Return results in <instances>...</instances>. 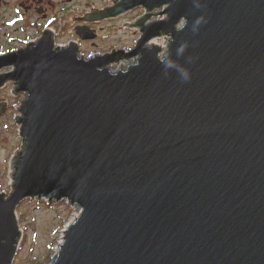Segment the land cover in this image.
Segmentation results:
<instances>
[{"label":"water","instance_id":"obj_1","mask_svg":"<svg viewBox=\"0 0 264 264\" xmlns=\"http://www.w3.org/2000/svg\"><path fill=\"white\" fill-rule=\"evenodd\" d=\"M200 4L97 8L145 11L131 22L142 33L132 51L84 58L47 34L0 57V71L14 67L0 89L14 82L27 96L25 152L12 194L0 191V264L15 261L26 200L82 209L51 264H264V0ZM167 36L188 81L165 74L160 47L148 46ZM136 55L126 70L110 69Z\"/></svg>","mask_w":264,"mask_h":264},{"label":"rangeland","instance_id":"obj_2","mask_svg":"<svg viewBox=\"0 0 264 264\" xmlns=\"http://www.w3.org/2000/svg\"><path fill=\"white\" fill-rule=\"evenodd\" d=\"M49 1L52 2L53 6H56L54 13H52V16L57 18L56 27L68 30L70 25L74 28L78 19L91 14L97 8L103 10L110 7L112 0ZM3 2L4 5L0 10V53L11 48L25 47L46 26L45 20L41 17L43 12L38 15L34 11L25 12L20 9V31H18L17 0H3ZM24 2L27 3V0ZM142 10L136 9L115 20L95 21L92 27L97 30L99 35L100 39L95 42L99 46L93 47L91 43H85L83 49L88 50L89 53L83 56L88 58L94 54L105 53L111 48L128 49L134 47L141 34L133 29L134 24L131 22L136 21L139 16L145 15V11ZM155 19H150V21L154 22L157 20ZM65 39L69 40V37L67 36ZM65 39L57 42V44L63 43ZM165 40L152 41V43L157 42L161 45ZM19 41L20 43H18ZM120 63H124V61ZM133 63H136L135 60ZM112 66L116 71L120 70L119 65ZM126 66L121 67V69L125 70L124 67ZM10 70H4L1 73ZM9 85L3 92H0V102L9 103V109L5 114L0 110V191L7 197L12 194L14 189L12 175L14 174L15 158L18 153L25 152L22 127L18 123L19 117L17 116L19 115V103L21 109L27 98L24 93H21L20 97L15 96L12 90L17 85ZM16 106L18 107L16 108ZM76 211V208L64 203L50 204L46 200L24 201L17 209L22 238L13 264H51L57 255L58 244H63L65 230L76 219Z\"/></svg>","mask_w":264,"mask_h":264},{"label":"flooded vegetation","instance_id":"obj_3","mask_svg":"<svg viewBox=\"0 0 264 264\" xmlns=\"http://www.w3.org/2000/svg\"><path fill=\"white\" fill-rule=\"evenodd\" d=\"M116 1V2H115ZM110 7L105 8L101 11H112L115 8H117L122 0H115ZM4 5L3 0H0V10L2 8V6ZM56 6H53L52 2H50L49 0H27V3L24 2V0H17V7H16V14L18 16V20H17V29L18 31H20V9L25 11V12H30V11H34L35 13H37L39 15V13L43 12V15L41 16L43 18V20H45V24L46 26L43 27L42 31L39 32V34L37 35V37L33 40V42L31 43H27L26 45H32V44H37L40 42L41 39H43V37H45V35H49V37L53 40V42L56 44L57 42L65 39L67 36L69 37V40H64L63 43H59L60 45H66L67 47H69L70 45H77L79 46L78 51L79 53L83 56L85 54H88L89 51L86 49H83V46L85 45V43H91V45L93 47H98L99 45H96L95 42L98 41L99 35L97 33V30L92 27L93 23L95 21H107V20H115L118 19L124 15H127L131 12H127L124 13L118 17H110L112 15H100L99 11L100 10H94L93 12H91V14H88L85 18H82L83 20H79L77 21V24L75 25L74 28H72V26L70 25L69 29L66 30L65 28L62 27H56V22H57V18L52 16V13H54ZM142 9V8H140ZM143 11V10H142ZM51 12V13H50ZM105 19V20H104ZM135 26V24H134ZM133 26V28H134ZM135 31H137V29L135 28ZM20 35V33H18ZM141 34V32H140ZM93 40H89L92 39ZM11 42V41H9ZM20 43V41L18 42ZM24 44V43H22ZM135 47V46H134ZM134 47L128 48V49H124V48H117L119 50H123L125 52H128L132 49H134ZM23 47H19L18 49L15 48H11L9 50H6L2 53H0V56L6 55L8 53H12V52H16V51H20ZM115 48H111L108 49L105 53H98L100 55H105V54H110L112 53V51ZM128 61V59L122 58L120 59V61ZM10 85H6L5 87H3L2 89H0V92H3L6 88H8ZM16 86V85H15ZM13 89V88H12ZM15 91V89H13L14 95L17 97H20V94H17ZM9 109V103H4L3 101L0 102V110L2 111L3 114H5Z\"/></svg>","mask_w":264,"mask_h":264},{"label":"clouds","instance_id":"obj_4","mask_svg":"<svg viewBox=\"0 0 264 264\" xmlns=\"http://www.w3.org/2000/svg\"><path fill=\"white\" fill-rule=\"evenodd\" d=\"M193 6L197 9L201 7L200 0H193ZM203 22V17H198L193 24V31L195 32L199 25ZM186 26V19L181 18V20L178 22V30H182L183 27ZM169 41L165 40L160 45V52L157 55V59L159 62L163 65V68L165 70V74H167L168 70L175 69L179 76L183 81H188L190 79V72L184 68L183 66L179 65L175 60H173L169 49ZM187 45L182 44L180 45L176 50L177 56H182Z\"/></svg>","mask_w":264,"mask_h":264},{"label":"bare ground","instance_id":"obj_5","mask_svg":"<svg viewBox=\"0 0 264 264\" xmlns=\"http://www.w3.org/2000/svg\"><path fill=\"white\" fill-rule=\"evenodd\" d=\"M156 20V19H155ZM141 37H142V33H141V35H140V37H139V39H138V41H136V44L134 45L135 47H137L138 45H139V42H140V39H141ZM170 38V37H169ZM164 39H166V38H156V39H154V40H152V41H160V40H164ZM167 41H170V39H166ZM152 41H150V42H148L149 44H148V46L149 47H151V46H153V45H156V46H159L160 47V44H158L157 42H155V43H152ZM152 43V44H151ZM134 47V48H135ZM133 50V49H132ZM132 50H130V51H132ZM77 53H78V55L79 56H82L80 53H79V51L77 50ZM97 56H103V55H100V54H94V55H91V58H96ZM140 59V56L139 55H136V56H134V57H132V58H130V59H128V61H124V63H120L121 61L119 60V61H117V63H114V64H112V65H119V67H120V70L118 69V71H121L122 69H121V67H123V66H126V63H127V66L126 67H129L130 65H132V64H134L133 63V61L135 60V62H138V60ZM111 65V67H110V69L111 70H114V71H116L115 69H113V66ZM13 69H14V67H13ZM2 72V70L0 71V74H2L1 73ZM9 84H13V85H15V83L14 82H7V83H5V85H4V87L6 86V85H9ZM2 89V88H1ZM78 218V217H77ZM76 218V219H77ZM61 244L62 243H60V244H58V246H57V248H56V253L58 254V252H59V250H60V246H61Z\"/></svg>","mask_w":264,"mask_h":264},{"label":"built area","instance_id":"obj_6","mask_svg":"<svg viewBox=\"0 0 264 264\" xmlns=\"http://www.w3.org/2000/svg\"><path fill=\"white\" fill-rule=\"evenodd\" d=\"M165 38H166V39H170L168 36L165 37ZM127 68H128V67H124L125 70H126ZM76 209H77V211H76L77 216H76L75 218L80 217L81 214H82V209H80V208H78V207H76Z\"/></svg>","mask_w":264,"mask_h":264}]
</instances>
